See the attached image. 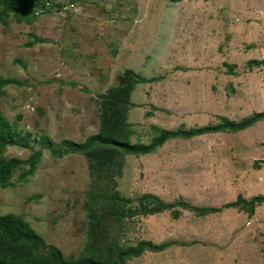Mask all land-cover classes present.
Instances as JSON below:
<instances>
[{
  "label": "rangeland",
  "instance_id": "rangeland-1",
  "mask_svg": "<svg viewBox=\"0 0 264 264\" xmlns=\"http://www.w3.org/2000/svg\"><path fill=\"white\" fill-rule=\"evenodd\" d=\"M31 2L0 24V78L14 81L0 85V116L29 134L32 149L50 142L31 171L18 164L0 184V215L19 217L43 241L30 253L43 259L53 246L66 261L115 264L120 251L145 243L164 248L120 264H264V201L252 211L227 206L264 196V118L239 131L170 138L143 154L97 144L51 153L95 134L148 144L156 129L240 121L249 111L236 108L247 30L229 26V5ZM29 155L0 148L2 159Z\"/></svg>",
  "mask_w": 264,
  "mask_h": 264
},
{
  "label": "trees",
  "instance_id": "trees-1",
  "mask_svg": "<svg viewBox=\"0 0 264 264\" xmlns=\"http://www.w3.org/2000/svg\"><path fill=\"white\" fill-rule=\"evenodd\" d=\"M32 5L31 0H0V24H4L10 12L18 10L21 14L22 11ZM10 79L0 78V85L13 83ZM264 118V113H252L243 117L240 121L234 122L226 118L220 117L218 125H207L188 130L174 129V130H155L157 135L148 144H127L125 142H116L109 137H101L98 134L88 137L81 143H76L70 140H63L62 150L54 151L51 153L59 155L61 152H86L95 144L98 146H114L122 149L123 151L131 154H143L159 147L163 142L170 138L181 137L190 138L205 133H219L220 131H239L252 125L259 119ZM38 142L40 148L34 150L29 146V134H20L14 131L9 123L0 116V148L5 145H18L29 148L30 155L24 161L15 158L2 159L0 158V184H5L9 170L18 164L27 163L28 171H31L37 158L40 155L42 147L50 148V142L42 139ZM264 201V196H255L248 201L241 198L227 204V206H236L237 203L245 204L251 207L254 204ZM250 211V214H251ZM43 244L42 239L38 234L34 233L26 223L17 216L5 214L0 215V264H113L95 261L94 258L86 257L76 260L66 261L62 258L58 249L53 246L49 247L48 255L43 259H37L30 253V249L39 247ZM164 246L152 247V245L139 243L137 248H130L128 250L120 251L116 256V263L120 264L123 258L140 253L143 249H151L152 251H161Z\"/></svg>",
  "mask_w": 264,
  "mask_h": 264
},
{
  "label": "crops",
  "instance_id": "crops-1",
  "mask_svg": "<svg viewBox=\"0 0 264 264\" xmlns=\"http://www.w3.org/2000/svg\"><path fill=\"white\" fill-rule=\"evenodd\" d=\"M221 1L227 4L226 0ZM227 5L229 8L223 10L232 18L229 26L247 30L240 56L247 67L237 70L241 71L242 83L237 88L242 90L243 99L236 108H248L249 111L241 118L252 113H264V0H229ZM259 120L262 122L263 119Z\"/></svg>",
  "mask_w": 264,
  "mask_h": 264
},
{
  "label": "built area",
  "instance_id": "built-area-1",
  "mask_svg": "<svg viewBox=\"0 0 264 264\" xmlns=\"http://www.w3.org/2000/svg\"><path fill=\"white\" fill-rule=\"evenodd\" d=\"M47 6H48L47 4L43 3V6H39L36 9H34V13L38 14V13L42 12L43 9H46Z\"/></svg>",
  "mask_w": 264,
  "mask_h": 264
}]
</instances>
